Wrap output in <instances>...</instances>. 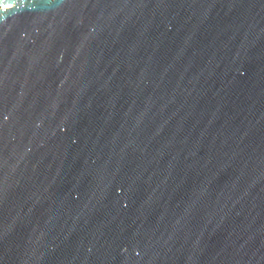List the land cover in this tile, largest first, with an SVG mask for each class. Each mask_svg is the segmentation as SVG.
<instances>
[{"label":"water","instance_id":"obj_1","mask_svg":"<svg viewBox=\"0 0 264 264\" xmlns=\"http://www.w3.org/2000/svg\"><path fill=\"white\" fill-rule=\"evenodd\" d=\"M0 264H264V0H0Z\"/></svg>","mask_w":264,"mask_h":264},{"label":"bare ground","instance_id":"obj_2","mask_svg":"<svg viewBox=\"0 0 264 264\" xmlns=\"http://www.w3.org/2000/svg\"><path fill=\"white\" fill-rule=\"evenodd\" d=\"M6 8V7H5Z\"/></svg>","mask_w":264,"mask_h":264}]
</instances>
